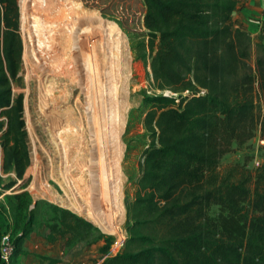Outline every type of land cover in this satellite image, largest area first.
Returning a JSON list of instances; mask_svg holds the SVG:
<instances>
[{"label": "trees", "instance_id": "trees-1", "mask_svg": "<svg viewBox=\"0 0 264 264\" xmlns=\"http://www.w3.org/2000/svg\"><path fill=\"white\" fill-rule=\"evenodd\" d=\"M70 1L89 12L93 25H119L142 37L136 48L149 59L160 93L142 91L149 141L126 201L120 250L110 254L111 236L52 204L44 239L60 237L65 246L102 239L96 264H264V162L254 172L245 164L219 169L234 144L257 132L264 139V43L233 19L242 0H81L118 25ZM22 49L18 0H0V194L15 184L10 174L23 179L30 165L22 97L13 91ZM212 205L219 207L214 216ZM32 224L28 215L10 236L11 264L28 254L22 242Z\"/></svg>", "mask_w": 264, "mask_h": 264}, {"label": "rangeland", "instance_id": "rangeland-1", "mask_svg": "<svg viewBox=\"0 0 264 264\" xmlns=\"http://www.w3.org/2000/svg\"><path fill=\"white\" fill-rule=\"evenodd\" d=\"M58 2H61L62 6L72 4L70 0H18L23 49L21 70L13 83V91L22 97L30 165L25 170L23 179H17L14 174H10L9 179L16 182L12 188L0 194V236L9 234L15 237L19 231L17 225L30 215L33 222L31 228L44 237L47 228L43 224L53 215L49 205L71 210L49 198L55 195L57 198L61 197L57 182L60 173L67 168L73 174L86 178L89 173L87 169L92 168L93 172L105 171L106 189H109L110 196H112L110 192L117 194L118 210L116 213L113 210L112 217H109L106 203L99 207L98 213L101 219L99 225L88 217L85 209H82L80 213L71 211L92 222L104 234L111 236L113 242L110 246V254H115L120 250L118 242L126 238L124 227L126 201L134 196L140 176L143 151L149 141L143 124L145 108L141 101L142 91L147 94L160 93V91L154 88L149 59L143 60L139 57L136 47L142 37L125 31L114 19L103 15L98 9L86 7L82 1V5L94 10L101 20L118 25L119 29L97 22L93 29L97 31L96 40L111 36L115 41L117 40L116 43L121 41L122 54L112 64L119 71V75L105 81L97 80V77L93 75L95 68H92L69 86L67 79H57V76L52 73L51 66L43 61L31 9L43 3L57 4ZM135 8L133 9L137 10ZM252 37L256 41V35ZM254 60L253 49L249 60L252 65ZM63 82L67 83L66 88L69 91L66 97L56 102L45 100L42 90L44 85L53 91H58ZM165 93L169 91L166 90ZM68 107L80 113L75 125H78L84 133L83 143L86 152L83 151V158L68 157V160L65 158L64 160L58 149L63 140L65 148L68 152L71 151L76 128H70L72 124L64 123L59 128L54 121L52 110ZM259 138L257 132L245 144L241 146L234 144L232 151L221 158L220 171H225L234 164H245V168L254 172V169L264 162V148L260 146ZM100 162L103 163L102 166H99ZM99 180L100 177L97 176V181ZM5 194L23 195L18 200L7 199ZM218 212L217 205L209 208V214L212 216ZM100 226H103L104 230ZM102 243V239H98L89 247L82 242L74 246H64L61 243L48 250L50 252L55 250L58 253L53 261L37 257L40 255L37 252H28L24 256H18L14 264H96L99 260L98 248ZM77 246H80V251L75 253ZM48 251L44 250L45 253L41 255L49 258Z\"/></svg>", "mask_w": 264, "mask_h": 264}, {"label": "bare ground", "instance_id": "bare-ground-1", "mask_svg": "<svg viewBox=\"0 0 264 264\" xmlns=\"http://www.w3.org/2000/svg\"><path fill=\"white\" fill-rule=\"evenodd\" d=\"M31 13L33 14V25L36 26V35L42 49L44 63L51 66L52 73L57 76V79L68 80V84L63 82L58 91H53L44 85L42 90L45 94V100L56 102L64 99L69 92L66 84L69 86L92 68H95L93 75L97 77V80L105 81L119 75V71L112 64L122 54L121 41L116 43L117 40L115 41L111 36L96 40L97 31L93 29V20L89 17L87 10L75 3L62 6L61 2H58L57 4L43 3L37 5L31 9ZM52 112L54 121L59 128L63 123L72 124L70 128H76L71 151L68 152L64 145L65 142L60 139L61 143L58 149L61 158L67 160L68 157L83 158V151L86 152L83 143L84 133L78 125H75L80 113L71 107L52 110ZM102 165L103 163L100 162L99 166ZM87 170L89 172L87 177L82 178L79 177V174L75 175L76 173L73 174L64 168L62 172L60 171V178L56 179L61 190V197L57 198L55 195L49 198L75 212L80 213L82 209H85L88 217H91L99 225L101 221L98 213L99 207L106 203L108 216L112 217L111 213L113 210L114 213L117 212L119 202L116 199L117 194L110 192L112 194L110 196L109 189H106L105 171L93 172L92 168ZM97 176L100 177L99 181H97ZM84 194L85 197L83 198Z\"/></svg>", "mask_w": 264, "mask_h": 264}, {"label": "crops", "instance_id": "crops-1", "mask_svg": "<svg viewBox=\"0 0 264 264\" xmlns=\"http://www.w3.org/2000/svg\"><path fill=\"white\" fill-rule=\"evenodd\" d=\"M236 18L237 25H240L248 30L251 35H256V40H260L264 43V0H242L233 14V19L235 20ZM61 243L63 244L60 237L53 242H47L43 236H40L36 231H32L23 239L22 248L27 252H37L41 255L45 253L44 250L48 251L52 249L54 245H59ZM76 244L77 243L70 246H74ZM79 247L80 246H77L75 253L80 251ZM48 252L49 253L47 255L49 258H57L58 253L55 252V250Z\"/></svg>", "mask_w": 264, "mask_h": 264}, {"label": "built area", "instance_id": "built-area-1", "mask_svg": "<svg viewBox=\"0 0 264 264\" xmlns=\"http://www.w3.org/2000/svg\"><path fill=\"white\" fill-rule=\"evenodd\" d=\"M258 141L260 142V146L264 147V139L260 137ZM123 242L124 240L122 239L118 242L120 248L122 247ZM14 247V243L12 242L9 234H3L0 237V260L3 262V264H11Z\"/></svg>", "mask_w": 264, "mask_h": 264}]
</instances>
